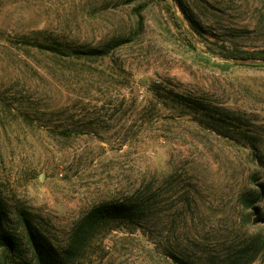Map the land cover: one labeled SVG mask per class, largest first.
<instances>
[{
    "label": "rangeland",
    "instance_id": "rangeland-1",
    "mask_svg": "<svg viewBox=\"0 0 264 264\" xmlns=\"http://www.w3.org/2000/svg\"><path fill=\"white\" fill-rule=\"evenodd\" d=\"M261 184L264 0H0V264H264Z\"/></svg>",
    "mask_w": 264,
    "mask_h": 264
},
{
    "label": "trees",
    "instance_id": "trees-1",
    "mask_svg": "<svg viewBox=\"0 0 264 264\" xmlns=\"http://www.w3.org/2000/svg\"><path fill=\"white\" fill-rule=\"evenodd\" d=\"M38 46L45 52L58 54V55H71L76 54V57H81L84 54H99L102 51L98 49L83 50L81 48H72L68 43H64L61 40L53 38L52 42H37ZM73 50V52H71ZM259 195L264 196V184L259 186ZM258 214V221L264 224V209L261 207H254ZM100 212V211H99ZM98 213V212H96ZM4 216L3 210L0 208V240L3 246L9 251H15L20 249L14 236H11L3 227L2 217ZM25 228L28 236V240L32 249L34 250L37 258L42 264H58V261L52 251V248L48 247L38 234L37 228L28 220L25 219ZM182 264H187L183 262Z\"/></svg>",
    "mask_w": 264,
    "mask_h": 264
},
{
    "label": "water",
    "instance_id": "water-1",
    "mask_svg": "<svg viewBox=\"0 0 264 264\" xmlns=\"http://www.w3.org/2000/svg\"><path fill=\"white\" fill-rule=\"evenodd\" d=\"M225 59H229V58H225Z\"/></svg>",
    "mask_w": 264,
    "mask_h": 264
}]
</instances>
